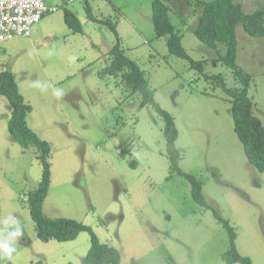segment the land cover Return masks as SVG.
<instances>
[{
	"label": "rangeland",
	"instance_id": "1",
	"mask_svg": "<svg viewBox=\"0 0 264 264\" xmlns=\"http://www.w3.org/2000/svg\"><path fill=\"white\" fill-rule=\"evenodd\" d=\"M46 1L58 10L35 24L30 37L5 42L0 55V72L15 74L33 106L29 126L51 143L44 214L92 226L101 242L120 251L122 264H227L231 236L219 215L235 228L240 254L264 264V172L248 160L228 95L206 77L222 74L230 87L240 86L233 69L193 32L203 9L199 0L161 1L188 54L206 61L203 71L171 54L167 36H157L153 0L89 2L94 15L117 21L126 54L145 70L157 102L175 117L180 169L198 179L208 206L194 197L189 178L172 171L155 107L142 106L143 94L131 92L120 78L102 74L116 43L113 31L88 18L86 0ZM235 1L246 13L264 8V0ZM66 8L80 17L83 32L68 27ZM236 34L237 63L252 76L249 95L264 124V37L242 25ZM11 114L10 101L0 94V239L16 226L22 231L13 260L5 264H84L89 232L60 242L41 239L36 231L28 196L39 186L43 166L35 147L11 138Z\"/></svg>",
	"mask_w": 264,
	"mask_h": 264
},
{
	"label": "trees",
	"instance_id": "2",
	"mask_svg": "<svg viewBox=\"0 0 264 264\" xmlns=\"http://www.w3.org/2000/svg\"><path fill=\"white\" fill-rule=\"evenodd\" d=\"M196 5L202 6L203 9L193 32L208 47L218 52V61L233 69L240 86L230 87L222 74H207L206 77L212 79L228 95L232 102L235 130L244 144L248 160L261 172H264V124L253 111L254 104L249 95L252 76L245 73L237 63L238 41L236 34L237 26L242 25L250 35L264 37V8L253 13H246L242 3L235 0H212L206 3L199 0ZM152 7L156 34L158 37L167 36L170 53L188 59L192 63V67L203 71L206 61H197L188 54L182 43L181 32L171 21L169 6L161 0H153ZM85 9L90 20L107 26L116 36V43L108 52L111 62L103 69L102 74L120 78L131 92L143 94L142 106L151 104L155 107L164 122L163 130L167 139L172 171H178L189 178L193 183L194 197L203 206H208L198 179L180 169L181 154L175 145L179 136L175 117L157 102L155 91L150 85L145 70L135 59L126 54L121 45L117 21L111 17L94 15L89 0H86ZM64 19L73 32H83L81 19L73 10L66 8ZM0 94L7 97L12 105V114L8 119L11 138L24 148L35 147L37 149L36 157L43 166L39 186L32 190L28 196L31 216L35 221L39 237L44 240L55 239L65 242L75 240L81 232L87 231L91 234L92 245L85 257L84 264H122L120 251L108 243L101 242L92 226L73 218L53 219L44 214L43 204L51 186V162L49 160L51 143L39 137L29 126L27 116L33 110V106L25 100L16 81V76L10 69L0 72ZM217 217L229 230L231 236L230 248L224 254L226 263L253 264L250 257L243 256L238 251L235 243L237 237L235 228L228 220L219 215Z\"/></svg>",
	"mask_w": 264,
	"mask_h": 264
},
{
	"label": "built area",
	"instance_id": "3",
	"mask_svg": "<svg viewBox=\"0 0 264 264\" xmlns=\"http://www.w3.org/2000/svg\"><path fill=\"white\" fill-rule=\"evenodd\" d=\"M57 10L46 0H0V55L5 42L18 36L30 37L33 26Z\"/></svg>",
	"mask_w": 264,
	"mask_h": 264
},
{
	"label": "clouds",
	"instance_id": "4",
	"mask_svg": "<svg viewBox=\"0 0 264 264\" xmlns=\"http://www.w3.org/2000/svg\"><path fill=\"white\" fill-rule=\"evenodd\" d=\"M37 86L43 87L41 85ZM55 94L57 96H60L61 92L57 90ZM3 223L5 225H8L9 220H5L3 221ZM21 235V228L19 226H16L14 230L9 231L3 239H0V264H5L6 260H13V253L16 251V248L14 247V242Z\"/></svg>",
	"mask_w": 264,
	"mask_h": 264
},
{
	"label": "crops",
	"instance_id": "5",
	"mask_svg": "<svg viewBox=\"0 0 264 264\" xmlns=\"http://www.w3.org/2000/svg\"><path fill=\"white\" fill-rule=\"evenodd\" d=\"M48 3V2H47ZM48 5H50L49 3H48ZM50 6H55V5H50ZM4 50V47L2 46V51ZM1 67H6L5 65H1Z\"/></svg>",
	"mask_w": 264,
	"mask_h": 264
}]
</instances>
